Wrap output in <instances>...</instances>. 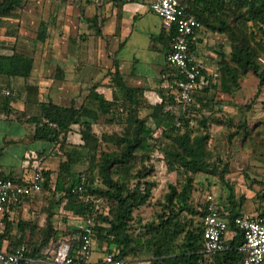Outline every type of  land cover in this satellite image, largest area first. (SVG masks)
Listing matches in <instances>:
<instances>
[{"label": "trees", "instance_id": "obj_1", "mask_svg": "<svg viewBox=\"0 0 264 264\" xmlns=\"http://www.w3.org/2000/svg\"><path fill=\"white\" fill-rule=\"evenodd\" d=\"M130 1L133 0H118L121 5ZM24 2L25 0H0V23L18 8H22ZM187 13L201 22L204 27L226 34L231 40V52L222 54L219 62L226 78L228 94L241 89V77L250 72L260 78V87L264 85V63H261L264 59V0H194L189 3ZM103 23L104 20L101 21V25ZM96 27V35H102L101 26ZM250 27L249 32L247 29ZM46 34L47 28L45 23H42L39 38L45 41ZM174 35V30L168 32L163 27L157 37L153 36L152 42L161 43L170 51ZM196 47L197 45L193 44L191 49L195 51ZM33 68L34 59L30 56L17 52L0 53L1 76L29 78ZM166 76L165 81L168 85L160 91L161 98L158 100L150 98L155 104L148 105L153 109L149 119L140 116L144 91L129 87L119 67H116L112 74L113 84L107 86L112 90V98L98 91L102 86L98 83L91 88L79 107L74 104L64 107L53 101L42 102L40 115L30 116L26 110H18L12 105L9 94L6 100L0 102V114H5L7 120L15 119L28 125L32 129L30 137L34 141L50 142L53 146L59 145L60 149L65 151L64 155L67 159L60 164L54 187L53 173L46 168L42 169L45 178L43 191L54 190L60 193L62 201L66 199L64 208L75 218L83 222L93 221L94 238L103 240L108 252L114 253L116 257L136 258L142 250L147 249L153 255L151 264H241L245 259V254L240 251L244 242L243 231L232 227L234 238L229 241V248L216 254V263H210L204 256L203 220L197 223L180 220L182 212L199 215L202 219L206 214L207 202L199 211L190 202L194 189V176L199 173L218 174V166L211 162L212 153L207 146L209 134L195 133L193 128L194 115L211 107L213 100L209 99L210 89L217 86L207 75V85L194 93L197 106L177 113L173 109H168L170 106H176L174 97L176 76L173 73ZM2 90L3 86L0 84V93ZM118 108L122 114L118 113ZM102 117H106V122L109 124H121L123 132L113 135L103 133L99 136L94 126ZM150 119L152 125L149 124ZM211 121L224 124L222 120L205 116H202L200 123L207 128ZM229 122L231 123L232 120ZM74 126L80 127L82 143L77 145L67 142L68 134ZM159 128L171 129L174 132L168 134V141L164 144L159 143L155 138L156 130ZM241 131H249L247 121L239 124L238 130L232 137H236ZM103 145H113L116 150H101ZM156 151L163 154L169 172L183 173L185 178L181 188L174 184L169 186V192L161 203L158 224L151 223L146 226L148 238L144 244L147 246L145 248L141 238H134L131 230L135 210L146 205L152 197L154 184L146 180L152 170L147 163ZM35 155L33 169L43 167L50 153L38 151ZM84 160L89 161L93 172L98 171L102 187H93L86 180L85 174L71 180L72 167ZM0 178L13 179L18 184L26 183L24 176L1 173ZM133 181L136 183L131 187ZM80 187H82L81 191ZM261 199L263 203L264 194L261 195ZM97 200L110 204L108 212L102 210ZM230 202L231 208L218 205V209L224 216L233 220L241 215L238 212L240 202L235 200L233 194L230 196ZM47 223V229L42 230L44 238L41 244L35 246L25 240L26 229L35 230V226L31 222L20 220L17 226L22 234L16 238L15 243H26L29 255L36 259L53 258L57 243L50 247L56 240L58 232L53 228L51 214ZM15 226L16 220L12 219L8 212L4 218L3 229L0 231V245L12 240ZM82 232L81 228L75 229L71 237ZM182 235V243L177 246L176 243ZM80 244L79 241L73 240L75 249Z\"/></svg>", "mask_w": 264, "mask_h": 264}, {"label": "rangeland", "instance_id": "obj_2", "mask_svg": "<svg viewBox=\"0 0 264 264\" xmlns=\"http://www.w3.org/2000/svg\"><path fill=\"white\" fill-rule=\"evenodd\" d=\"M122 6L118 0H25L22 8H18L0 23V53L17 52L30 56L34 59V68L29 78H9L0 75V84L3 86L0 102L6 100L9 92L12 105L18 110H26L30 116L40 115L42 102L56 100L64 107H70L72 104L76 107L81 106L91 86L70 92L64 85L67 62L66 45L69 43L73 48L78 46L77 41L73 43L68 39L72 37L73 30L96 29L102 20L104 23L110 20L115 11L119 18ZM42 23H45L47 28L45 41L39 38ZM160 23L161 19L155 12L148 13L137 22L136 27L142 35L134 42L140 59L137 68L141 73L150 71L148 64L152 61L150 58L152 53L148 46H153L152 38L158 33ZM247 30L250 32L251 27ZM89 42L88 39L81 41V45L84 44L82 48L84 51L90 48ZM198 43L199 61L202 62L207 75L217 87L210 89L209 99L213 100L211 107L194 115L193 128L195 133L207 132L209 134L207 146L212 153L211 162L218 166V174H196L190 202L199 211L207 202L208 196L213 195L220 207L231 208L230 196L233 194L235 200L240 202L239 213L255 215L261 210V195L264 194V85L260 87V78L250 72L241 77V89L228 94L226 78L220 69L219 62L222 54L231 52V40L226 34L204 27L199 34ZM93 44L95 46V43ZM115 46L113 40L109 38L97 46L98 54H103L104 57L99 66L100 75L96 74L94 78L97 77L99 84L102 85L99 92L104 93L108 98H112V90L107 86L110 83L113 84L112 74L116 70L113 60L110 59L111 54H116ZM78 49L80 50V47ZM130 50L128 47L122 54H130ZM164 52H169V48L164 46ZM158 56L159 61L164 63V54L161 53ZM263 61L264 59L261 61L262 64ZM165 71L166 75L173 73V70L168 67ZM153 91L160 93L159 89ZM149 104L151 103L146 98L142 99L140 109L142 118L149 119L151 116L153 109L148 106ZM119 108L118 113L122 114ZM168 109L180 112L177 106H170ZM202 116L217 118L224 124L211 121L205 128L200 123ZM229 120L232 122L230 123ZM244 121H247L249 131H241L236 137H232L233 133L238 130L239 124ZM152 123L150 119L149 124L152 125ZM94 130L99 136L103 133L113 135L122 133L123 126L118 123L109 124L106 122V117H102L100 122L94 126ZM31 132L32 129L28 125L15 121V119L7 120L5 114H0V177L1 173L18 177L29 176L34 170L35 152L46 151L50 155L41 169L46 168L53 173L52 186L54 187L60 164L67 159L64 155L65 151L60 149L59 145L53 146L50 142L34 141L30 137ZM168 134L171 135L174 132L171 129L159 128L156 130L155 138L159 143L164 144L168 141ZM67 142L76 145L82 143L79 126L73 127L68 134ZM101 150L113 151L116 148L113 145H103ZM140 166L139 164L138 167ZM147 166L152 170L146 179L154 184L152 197L146 205L135 210L131 230L134 238H141L145 248L147 246L144 244L148 238L146 226L151 223L158 224V215L162 209L161 203L164 202L165 195L169 192V186L174 184L181 188L185 178L183 173L168 171L166 161L160 151L153 153ZM84 174L93 187L103 186L98 171L91 170L88 160L72 167L71 180ZM135 183V181L131 182V187ZM65 203L66 199L62 201V195L54 190L43 191L31 199L19 213L15 214L16 226L12 240L8 242L16 244V238L22 234L17 223L24 220L31 222L36 228L35 230L26 229L25 240L32 245L39 246L44 238L42 230L47 229L50 214L53 228L58 232L55 237L57 241L54 240L50 248L61 238L73 236L74 230L80 229L84 222L68 212L64 208ZM100 207L104 212H108L110 204L100 201ZM180 220L197 223L202 221V217L182 212ZM2 227L0 226V230ZM182 240L183 235L178 239L177 246L182 243ZM106 253V243L101 239H94L91 261L102 259ZM128 258L135 264H151L153 255L145 249L139 253L138 257Z\"/></svg>", "mask_w": 264, "mask_h": 264}, {"label": "built area", "instance_id": "obj_3", "mask_svg": "<svg viewBox=\"0 0 264 264\" xmlns=\"http://www.w3.org/2000/svg\"><path fill=\"white\" fill-rule=\"evenodd\" d=\"M194 0H153L151 9L163 22L168 32L174 30L167 63L175 79L174 97L180 111H188L195 106L194 93L208 83L202 63L198 61L199 34L204 26L187 13L189 3ZM196 44L195 51L191 46ZM8 94H10L8 92ZM25 184H18L13 179L0 178V226H4L5 215L9 212L13 219L31 199L43 192L45 182L41 168L34 169L29 176H24ZM82 190V187L79 188ZM101 200H97L100 203ZM262 212L256 216H237L233 220L224 216L218 209L213 195H209L206 214L203 217V238L205 255L214 256L229 248V241L234 238L232 227L243 231L244 242L240 251L245 254L241 264H264V202ZM94 222L89 220L81 227L82 234L64 237L57 242L53 258L36 259L29 255L26 243L14 244L6 241L0 245V264H91L94 241ZM3 227L1 228V230ZM0 230V231H1ZM233 234L232 237H229ZM73 240L79 241L75 249ZM99 264H135L130 258H118L114 253H107Z\"/></svg>", "mask_w": 264, "mask_h": 264}, {"label": "crops", "instance_id": "obj_4", "mask_svg": "<svg viewBox=\"0 0 264 264\" xmlns=\"http://www.w3.org/2000/svg\"><path fill=\"white\" fill-rule=\"evenodd\" d=\"M152 1L153 0H133L132 3L124 4L122 6V13L119 18L117 16V11H115L114 16L110 18V20L106 21L102 25L101 23L99 24L102 30V35L100 36H92L94 33L96 34V29L94 28H87L85 30L81 29L78 31L73 30V32H71L72 37L68 40L69 42L77 41L78 46H76V48H73L68 43L65 48V58L67 62L65 65L66 68L64 85L68 91H80L88 85L92 88L95 84L99 83V79L97 77L94 78V75H100L99 66H101L104 56L103 54H98L97 46L100 42L104 43V41L109 38V40L112 39L114 45H116V54H111L112 56L110 59L113 60L115 69L116 67H119L127 85L132 88L142 89L145 94L144 98H146L147 101H149V103H151L152 105H154L155 103H153L150 98H154L157 100L161 98L160 93L154 92L153 90L159 89V91H161L164 90V88L168 85V82L165 81V78L167 76L164 72L166 67L170 68L167 63L168 52H164V46L161 43H155L153 44V46H148L152 53L150 54V58L152 61L150 64H148L150 73H141L137 68L138 64H140V59L138 58L139 54H137L138 52L136 43L134 42L136 38H140L142 35L136 27L137 22L143 19L148 13L153 12V10L151 9ZM163 27L165 28L163 22L161 21L159 31L158 33H156V35H154V37H157L161 33ZM58 37L59 39H62L60 36ZM86 39L90 41V48L87 51H84L82 49L84 47V44L82 43V46L81 41ZM93 43H95V46H93ZM78 47H80V50L78 49ZM128 47L131 49V53L122 54L123 51ZM161 53L164 54V63H161L159 61L158 55ZM199 62L202 63L201 61ZM91 79L93 80L91 81ZM53 102L61 105L56 100H53ZM260 209L261 210L259 213L262 212L263 207L260 206ZM259 213H256L255 215H241L252 217L256 216ZM232 236L233 234L229 235V237ZM204 256L208 262L216 263V255ZM101 260V258H98L94 262L91 261V264H99Z\"/></svg>", "mask_w": 264, "mask_h": 264}]
</instances>
